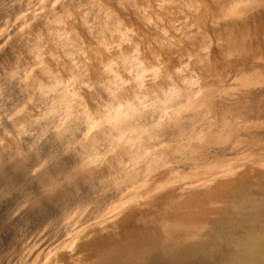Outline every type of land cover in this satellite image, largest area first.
Masks as SVG:
<instances>
[{
    "label": "rangeland",
    "instance_id": "rangeland-1",
    "mask_svg": "<svg viewBox=\"0 0 264 264\" xmlns=\"http://www.w3.org/2000/svg\"><path fill=\"white\" fill-rule=\"evenodd\" d=\"M0 53V264H168L264 172V0H0Z\"/></svg>",
    "mask_w": 264,
    "mask_h": 264
},
{
    "label": "bare ground",
    "instance_id": "bare-ground-1",
    "mask_svg": "<svg viewBox=\"0 0 264 264\" xmlns=\"http://www.w3.org/2000/svg\"><path fill=\"white\" fill-rule=\"evenodd\" d=\"M1 52H3V51H1ZM6 57H8V56H6ZM141 73H142V71H141ZM138 76H139V74H138ZM171 90H172V88H171ZM260 92L257 94L260 95ZM165 94H166V92H165ZM257 94H255V95L257 96ZM191 97H193V94L188 95L186 100L189 99L188 101H190ZM251 98H252V96H251ZM205 99H206V97L204 98V100ZM255 99L253 97V100H255ZM204 100H202V101H204ZM245 100H243V101H245ZM179 102H180V100L176 101V99H175V101H173V102L171 101L170 104H169V101L166 102V104L168 103V105H167L168 108H171V106L173 108L174 107L176 108L177 106L180 105ZM192 102H194V101H192ZM191 105H192V107L195 106L193 104H191ZM191 105H188V107ZM159 106H160V104H159ZM207 106L208 105H206V107ZM256 106H257V104H256ZM255 107L253 104L254 113L245 114L246 116L248 115L247 116L248 118H250V119H247V118L246 119L248 121H251L253 126L259 125V127H262V125H264V110L260 109L259 107L258 108H255ZM135 113H136V110L126 111L124 113V115H126L125 119L135 117ZM200 115H201V113H200ZM136 116H139V114L136 113ZM140 117H142V115ZM202 117L200 116V118H202ZM206 118H208V117H206ZM198 120H200V119H198ZM189 129L190 128L187 129L185 127L180 128V126H179V128H177V130L179 131L178 136L180 137L183 135L182 137H180L183 139V138H187V136L188 137H195L196 133H199V132H196L197 129L195 130V128L191 129V130H189ZM169 132H170V129H169ZM245 133H247V132H245ZM253 133H254V136H257V137L264 140V130H256ZM167 134H169V133H167ZM175 134L176 133H174V131H173V134H171V136L173 137V135H174V137H175ZM249 134L250 133H247V135H249ZM161 135H163V134H161ZM138 138H144V136L141 135ZM169 138H170V136H169ZM132 140H134V138H132ZM259 141L261 142L260 139H259ZM127 144H129V142H127ZM229 145H230V147H229ZM229 145L222 147V148H218V149L213 150V151H214V153H218L217 154L218 156H221L222 154L224 156V153L225 154L231 153V152H229V149L232 148V144L230 143ZM125 150H126V148H125ZM253 150L258 151L261 156H264V146H260L259 148L253 147ZM213 151H211V152H213ZM226 151L229 153H227ZM147 154H151L153 161H155V162H159L158 160L162 161V159L167 158L169 156L164 151L156 152V153L155 152L154 153L147 152ZM211 154H213V153H211ZM217 155H216V157H217ZM260 162L264 163V160H260ZM255 163H258V162L255 160ZM220 172L219 171H211V172L207 171L206 173H210L211 175H217ZM133 183H135V182L133 181ZM185 183H187V182H185ZM185 183H183V185ZM128 184L131 185V183H128ZM204 184H205V182H204ZM129 185H127V186H129ZM206 193H207L206 195H210V197L212 195H217V197L221 196V198L228 196L229 193L235 194L236 198L233 201V209L232 210H230L228 208L216 209L215 211L219 212L221 214L218 213L219 215L216 218L215 228L212 229L211 231L205 233L203 235V237L199 236V238L196 241L186 242V243H183L180 245H176L177 243L172 244L169 242L170 243L169 246L172 247V249L170 251L171 257L169 258L168 264H193L196 260H201V259L205 262V264H264V201L259 200V197L260 198L262 197V199L264 198V172H260L258 170L257 171L256 170L244 171V172L239 174V176L236 180L218 182L214 188L208 190ZM166 196H172L171 192H169ZM164 198H166V197H163V199ZM193 199H194V197L187 199L185 202H183V205L192 204ZM198 200H200V199H198ZM173 210H175V209H173ZM174 212L176 213L177 211H174ZM196 215H199L197 213V211H192L186 215H182V218L186 219L187 217H194ZM220 224H221L222 230L221 231L216 230V228H218V226ZM82 232H83V229L77 228L76 232L75 233L73 232L71 236H72V238L76 239L80 236V234ZM65 242L66 241L61 239V238H56V240L49 243L48 246H46V247L41 246V248L45 249L48 247V249L46 250L48 255L49 254L50 255L57 254L56 251L58 252V250L63 247ZM200 246L204 247V248L197 249ZM181 247H185L188 251L182 252L180 254L176 253V251L178 249H180ZM200 250H203V251H200ZM28 260L24 264H27V263L29 264ZM104 262H101V264H103Z\"/></svg>",
    "mask_w": 264,
    "mask_h": 264
}]
</instances>
